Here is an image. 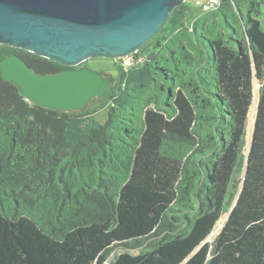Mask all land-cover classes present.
I'll return each instance as SVG.
<instances>
[{
	"label": "trees",
	"instance_id": "16d2710c",
	"mask_svg": "<svg viewBox=\"0 0 264 264\" xmlns=\"http://www.w3.org/2000/svg\"><path fill=\"white\" fill-rule=\"evenodd\" d=\"M129 57L87 61L115 84L74 113L0 71V264H264V0H185Z\"/></svg>",
	"mask_w": 264,
	"mask_h": 264
},
{
	"label": "water",
	"instance_id": "95a60500",
	"mask_svg": "<svg viewBox=\"0 0 264 264\" xmlns=\"http://www.w3.org/2000/svg\"><path fill=\"white\" fill-rule=\"evenodd\" d=\"M185 0H0V45L26 51L66 70L37 74L17 55L0 63L4 81L35 106L63 113L102 101L115 79L87 68L142 49Z\"/></svg>",
	"mask_w": 264,
	"mask_h": 264
},
{
	"label": "rangeland",
	"instance_id": "374dc122",
	"mask_svg": "<svg viewBox=\"0 0 264 264\" xmlns=\"http://www.w3.org/2000/svg\"><path fill=\"white\" fill-rule=\"evenodd\" d=\"M82 65V64H81ZM79 65V66H81ZM136 67L135 63H131L130 66L124 67L125 70L134 68ZM84 68V67H83ZM110 77H113V73H107ZM257 94H258V86L255 87L254 91V100H253V105L251 106L250 112H249V117H248V122H247V137L246 141L247 143L249 142L250 134L252 132V127H253V121H254V116H255V109H256V103H257ZM226 220V216L222 217L221 220L218 222L217 226L215 227L214 232L212 233L211 237L209 238V241H213L214 238L217 236L219 233L224 221Z\"/></svg>",
	"mask_w": 264,
	"mask_h": 264
},
{
	"label": "built area",
	"instance_id": "2783aa9c",
	"mask_svg": "<svg viewBox=\"0 0 264 264\" xmlns=\"http://www.w3.org/2000/svg\"><path fill=\"white\" fill-rule=\"evenodd\" d=\"M194 6L201 12L208 13L220 6V0H194ZM118 60H122L124 67L130 66L132 63V59L129 56Z\"/></svg>",
	"mask_w": 264,
	"mask_h": 264
},
{
	"label": "flooded vegetation",
	"instance_id": "af4514ba",
	"mask_svg": "<svg viewBox=\"0 0 264 264\" xmlns=\"http://www.w3.org/2000/svg\"><path fill=\"white\" fill-rule=\"evenodd\" d=\"M87 68L88 69V67H89V63L88 62H86V63H83L81 66H77V67H75L74 69L75 70H78V69H80V68ZM67 68L65 67L63 70H66ZM63 70H61V71H63ZM90 70V69H89ZM91 71H93V70H91ZM96 72V71H95Z\"/></svg>",
	"mask_w": 264,
	"mask_h": 264
}]
</instances>
